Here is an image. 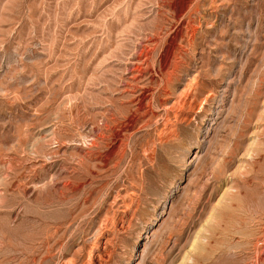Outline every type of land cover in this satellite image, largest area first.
I'll return each mask as SVG.
<instances>
[{
    "label": "rangeland",
    "instance_id": "1",
    "mask_svg": "<svg viewBox=\"0 0 264 264\" xmlns=\"http://www.w3.org/2000/svg\"><path fill=\"white\" fill-rule=\"evenodd\" d=\"M263 242L264 0H0V264Z\"/></svg>",
    "mask_w": 264,
    "mask_h": 264
},
{
    "label": "bare ground",
    "instance_id": "2",
    "mask_svg": "<svg viewBox=\"0 0 264 264\" xmlns=\"http://www.w3.org/2000/svg\"><path fill=\"white\" fill-rule=\"evenodd\" d=\"M227 6H228V5H227ZM261 10H262V8H261ZM224 11H225V9H224ZM141 68H142V67H141ZM167 88H168V87H167ZM165 91H166V90H165ZM198 92H199V91H198ZM200 93H201V92H200ZM142 94H143V93H142ZM147 94H148V93H147ZM144 96H145V95H144ZM141 97H142V96H141ZM139 98H140V97H139ZM154 98H155V97H154ZM137 100H138V99H137ZM153 100H154V99H153ZM154 101H155V100H154ZM160 101H161V100H160ZM140 102H141V101H140ZM162 103H163V101H162ZM142 104H143V103H142ZM143 105H144V104H143ZM143 105H142V106H143ZM145 107H146V106H145ZM147 107H148V106H147ZM152 107H153V106H152ZM157 107H158V106H157ZM148 108H149V107H148ZM169 109H170V108H169ZM140 111H141V110H140ZM146 112H147V111H146ZM146 112H145V113H146ZM141 113H142V112H141ZM145 113H144V114H145ZM165 113H166V112H165ZM135 114H136V113H135ZM167 115H168V114H167ZM161 116H162V115H161ZM135 117H136V116H135ZM143 117H144V116H143ZM145 118H146V117H145ZM135 119H136V118H135ZM135 119H134V120H135ZM141 119H142V118H141ZM136 121H137V120H136ZM139 121H140V120H139ZM133 122H134V121H133ZM148 122H149V121H148ZM108 126H109V125H108ZM127 126H128V125H127ZM131 126H132V125H131ZM139 126H140V125H139ZM129 130H130V128H129ZM130 134H131V133H130ZM130 136H131V135H130ZM104 138H105V137H104ZM126 138H127V136H126ZM121 144H123V143H121ZM119 146H120V145H119ZM119 146H118V147H119ZM120 147H121V146H120ZM106 163H107V162H106ZM263 243H264V242H263ZM258 244H259V242H258ZM256 246H257V245H256ZM257 247H258V246H257ZM259 254H260V253H259Z\"/></svg>",
    "mask_w": 264,
    "mask_h": 264
}]
</instances>
